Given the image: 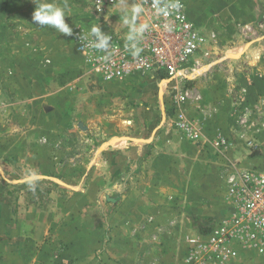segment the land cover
Segmentation results:
<instances>
[{
	"label": "crops",
	"instance_id": "crops-1",
	"mask_svg": "<svg viewBox=\"0 0 264 264\" xmlns=\"http://www.w3.org/2000/svg\"><path fill=\"white\" fill-rule=\"evenodd\" d=\"M8 2L6 28L19 30L23 39L20 42L16 34H11L8 47H12V61L24 63L21 70L24 86L22 89L10 87V92L24 97L29 116L24 118L23 124L29 128L23 131L21 138L36 147V143L49 139L51 129L63 125L64 105L68 101L63 97L75 94L83 101L81 97L95 93L87 81L88 64L71 37L58 34L47 26L41 28L33 24L35 5L31 0ZM50 2L66 5L70 15L73 13L66 0ZM183 2L189 19L201 29L209 28L218 38L217 31L256 15L264 0ZM121 17L125 15L121 14ZM65 20L71 24L70 17ZM16 70L18 66L13 67L14 78L19 77ZM262 78L257 80L258 87H255L264 94V76ZM132 79L143 81H140L141 85L127 86V91L132 92L135 99L130 105L136 110L135 122L128 125V131L119 127V132L112 133L111 119L103 118L110 122L101 126L105 132L109 125V136L103 135L101 150L96 156L98 163L92 167L85 192L75 197V200L81 198L80 201L89 207L104 193L109 208L103 229L96 226L97 230L93 232L97 233L91 236L89 245L81 249L83 255L75 264H186L187 237L202 230L211 216L223 214L227 207L226 185L222 177L224 164L229 159L240 160L241 166L264 169V152L253 154L252 147L240 137L231 138L226 155L215 153L209 143L181 139L162 122L168 101L165 82L141 75L127 80ZM200 89L206 99L211 94L223 96V88L217 93L209 87L201 86ZM155 92L157 96L153 98ZM75 101L78 102V98ZM92 101L88 103L93 104ZM202 105L210 113L196 114L209 138L219 133L226 135L227 128L235 125L239 111L233 97ZM118 121L122 126L121 118ZM122 129L126 132L121 133ZM258 140L264 142V135ZM37 150L43 153L46 149L40 147ZM8 209V205L0 204V264H14L15 221L11 222ZM83 217L90 223L95 222L93 213H86ZM23 236L18 238L19 244L25 241L19 248L24 247L30 253L36 248L38 233L33 232V237L30 233ZM99 236L105 238L106 244L105 250L97 255L101 244L93 246V243ZM18 251L25 252V249ZM233 264H264V254L247 251Z\"/></svg>",
	"mask_w": 264,
	"mask_h": 264
},
{
	"label": "rangeland",
	"instance_id": "rangeland-1",
	"mask_svg": "<svg viewBox=\"0 0 264 264\" xmlns=\"http://www.w3.org/2000/svg\"><path fill=\"white\" fill-rule=\"evenodd\" d=\"M9 6L8 0H0V204L8 205L9 218L15 221L14 264H75L83 255L81 249L89 245L91 236L97 233L93 232L96 226L103 229L109 212L104 193L89 207L81 198L75 200L77 194L85 192L92 167L98 163L96 156L101 150L103 135L109 136V125L105 132L101 126L110 122L103 118L111 119L112 133L119 132V127L128 131V125L134 124L137 114L130 107L135 99L127 86L141 85L143 81H104L88 73L87 81L95 94L81 97L83 101L75 94H67L63 97L64 101L68 100L64 105L63 125L51 129L49 139L36 143V147L26 143L21 135L29 128L23 124L24 118L29 116L28 107L22 95L14 96L10 92V87L22 89L24 86L21 78L24 63L12 61V47H8L11 34H16L20 42L23 39L19 30L6 28ZM203 30L212 33L209 28ZM217 33L218 38L209 39L194 58L198 60L197 76L191 85L194 93L188 111L199 121L196 113H210L202 104L233 97L239 114L235 125L226 129L229 143L231 138L240 137L252 147L253 154H262L264 142L258 139L264 135V94L256 87L257 80H263L264 76V3L252 18L231 23ZM14 66H18L17 78L12 74ZM201 86L214 89L215 93L223 88V96L211 94L206 99ZM153 95L156 98V92ZM91 100L93 104L88 103ZM89 114L93 115L88 118ZM123 129L121 133L126 132ZM252 136L255 139L252 140ZM40 147H44L45 152L36 151ZM29 172L38 175L33 184L23 182ZM86 213H93L95 222H88L83 217ZM212 217L215 216L209 219ZM33 232L38 233V239L36 248L29 253L26 248H19L25 241L19 244L18 238L29 233L33 237ZM94 240L93 246L101 244L96 251L98 255L105 250V238L99 236ZM23 249L25 252L18 251ZM85 257L88 258V254Z\"/></svg>",
	"mask_w": 264,
	"mask_h": 264
},
{
	"label": "built area",
	"instance_id": "built-area-1",
	"mask_svg": "<svg viewBox=\"0 0 264 264\" xmlns=\"http://www.w3.org/2000/svg\"><path fill=\"white\" fill-rule=\"evenodd\" d=\"M66 2L73 9L70 37L86 60L89 74L104 81L135 75L164 81L168 101L162 122L181 139L209 143L215 153L226 155L228 137L219 133L209 138L201 122L188 111L194 93L191 85L197 76L198 60L194 58L216 36L207 34L189 19L183 0ZM177 3L179 8L171 7ZM136 6L142 10L135 17L134 26L143 31L135 41H129L131 25L124 23L121 14L127 13L132 19ZM93 25H99L104 34L111 36L107 51L90 46L87 34ZM224 165L227 207L223 214L209 219L202 230L187 237L186 264H233L247 251L264 254V169L244 167L240 160L231 159Z\"/></svg>",
	"mask_w": 264,
	"mask_h": 264
},
{
	"label": "clouds",
	"instance_id": "clouds-1",
	"mask_svg": "<svg viewBox=\"0 0 264 264\" xmlns=\"http://www.w3.org/2000/svg\"><path fill=\"white\" fill-rule=\"evenodd\" d=\"M35 5L32 12V23L37 25V27H45L54 29L58 34H63L66 36L73 35V27L66 23L65 18L70 17V12L67 6H60L55 2H50V0H31ZM173 8H179V3L172 5ZM141 8L136 6L132 9V19H129L127 15L124 17V23L131 25L130 32L128 33V40L135 41L143 31V28H137L134 26L135 17L141 12ZM160 11H164L160 9ZM167 15V12L164 11ZM82 35V34H81ZM81 35L79 39H81ZM89 44L98 50L107 51L110 46L111 36L106 35L101 31L99 25H93L88 34ZM139 50L137 49V52ZM104 59H108L107 56ZM38 179V175L35 172H29L24 178L23 182L28 184H33Z\"/></svg>",
	"mask_w": 264,
	"mask_h": 264
},
{
	"label": "bare ground",
	"instance_id": "bare-ground-1",
	"mask_svg": "<svg viewBox=\"0 0 264 264\" xmlns=\"http://www.w3.org/2000/svg\"><path fill=\"white\" fill-rule=\"evenodd\" d=\"M118 140V139H117ZM119 141V140H118Z\"/></svg>",
	"mask_w": 264,
	"mask_h": 264
}]
</instances>
